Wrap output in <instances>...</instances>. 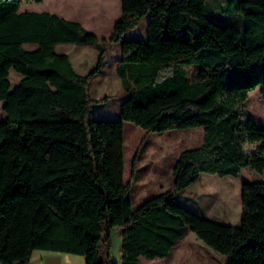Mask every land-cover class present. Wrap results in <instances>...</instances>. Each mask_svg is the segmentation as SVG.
<instances>
[{"label":"trees","instance_id":"trees-1","mask_svg":"<svg viewBox=\"0 0 264 264\" xmlns=\"http://www.w3.org/2000/svg\"><path fill=\"white\" fill-rule=\"evenodd\" d=\"M23 1L0 0V264H29L35 249L82 254L86 264H150L141 257L168 256L190 230L224 264H264V127L244 107L257 87L264 97V0L222 4L242 26L211 20L207 0H122L102 40L55 13L20 11ZM148 14V38L123 39ZM66 42L98 48L87 74L55 50ZM112 42L121 43L124 98L118 118L99 119L90 83ZM12 68L22 74L14 86ZM125 121L147 131L204 127L202 145L175 161L172 187L135 207L124 180ZM245 168L255 179L241 184L240 225L179 200L203 173ZM114 226L120 261L110 257Z\"/></svg>","mask_w":264,"mask_h":264},{"label":"rangeland","instance_id":"rangeland-1","mask_svg":"<svg viewBox=\"0 0 264 264\" xmlns=\"http://www.w3.org/2000/svg\"><path fill=\"white\" fill-rule=\"evenodd\" d=\"M226 2L227 0H207V16L219 24L242 26V17L240 15L224 12L222 4ZM150 18V14L142 18L135 27L129 29L123 35V39L141 38L146 40L149 33L148 23ZM76 46L80 45L63 44L58 45L56 50L74 55L73 51ZM85 48L88 51L92 50L90 46H85ZM117 56H121V43L112 42L108 44L105 58L107 60L106 67L91 80L90 94L93 98L95 118L110 119L119 117L120 103L124 98V89L116 67H114ZM21 77L22 74L15 69L12 68L10 70L9 78L13 85L18 83V79ZM244 107L251 113L255 122L259 126L264 127V97L260 87L249 93ZM5 115L3 101H0V119H4ZM124 123V178L131 185L133 206L135 207L146 198L172 187L173 174L169 173V169L171 168L175 151L202 145L204 127L147 131L133 122L125 121ZM137 147L139 149L138 156L135 154ZM255 147L256 143L247 144V149L249 150H255ZM146 154H149L148 158H146ZM135 167L136 174H133ZM154 169H156V172L158 171L165 175L164 184L159 188H146L147 184L142 183L140 177L151 173L150 178L154 179ZM132 174L134 179L130 182L128 180ZM254 179L255 176L249 173L246 168L238 176L227 175L221 177L218 174L203 173L199 180L185 189L182 193V198L185 199V196H190L192 201L188 202L189 207L200 215L219 222L240 225L242 213L241 184L243 181ZM141 186L146 187L141 188ZM183 199L182 201H186ZM117 204H120V201L115 203L114 206ZM116 214L119 213L116 211ZM111 241L110 257L120 261L122 253L120 226H114L111 229ZM82 256L84 258V255ZM101 256L103 259H107L104 249L101 252ZM219 256L226 259L224 254L208 246L202 239L197 237L194 231L190 230L180 243L174 247L170 256L159 257L154 260L142 258V261L150 264H221L217 260Z\"/></svg>","mask_w":264,"mask_h":264},{"label":"crops","instance_id":"crops-1","mask_svg":"<svg viewBox=\"0 0 264 264\" xmlns=\"http://www.w3.org/2000/svg\"><path fill=\"white\" fill-rule=\"evenodd\" d=\"M156 1H160V0H156ZM20 11H37V12L46 11L50 13H55L58 16L63 17L67 20L76 21V22L81 23L83 27H85L86 29L94 33L99 40H102V39L110 38L115 22L119 20L122 16V0H41L39 2L36 0H25L21 3ZM63 44H75V43H69V42L57 43L55 45V50L58 45H63ZM77 45H80V46H76V48L73 51L74 55H71L64 51L60 53H67L70 56V59L76 71L80 74H86L87 71L91 70L92 67L95 65L99 50L94 44H77ZM85 46L92 47V50H89V51L86 50ZM36 47H37L36 43H25L24 44V48L28 50L35 49ZM119 58L120 57L117 56L116 61L114 63L115 64L114 67H116V70H117V64H118ZM106 61L107 60H105V64L100 72H102L105 69ZM21 78L18 80L20 81ZM5 117L6 115L4 116V118ZM182 151L183 150L175 151L173 155V159H172V165H171V168L169 169L170 174H173L174 163ZM135 154H137V156L139 155L138 147H137ZM148 155L149 154H146V158H148ZM135 169L136 167L134 168L133 174L134 173L136 174ZM153 173L155 174L154 179L150 178L151 173L142 175L140 177L142 180V183L147 184L146 185L147 187L141 186V188L143 187L159 188L160 186L164 184L163 182L165 181V175H162V173L158 171L156 172V169H154ZM209 178L214 179L213 177H209ZM133 179H134V175H131L128 181L132 182ZM124 180L126 182L125 178ZM182 199L183 198L181 194L179 200L185 206L191 209V207H189L188 205V202L192 201V198L190 196H185V199L183 200H186V201H182ZM173 249L174 247L172 248L171 253L168 256L172 254ZM168 256H165V257H168ZM165 257H162V258H165ZM142 258H145V257H141V260ZM157 258H154V259H157ZM218 258L219 259L217 260H219L221 264H224L225 258H223L222 256L221 257L219 256ZM145 259H148V258H145ZM149 260H152V259H149ZM29 264H86V263H85V258H83L82 254L70 253V252H58V251H51V250H44V249H35L32 253Z\"/></svg>","mask_w":264,"mask_h":264}]
</instances>
